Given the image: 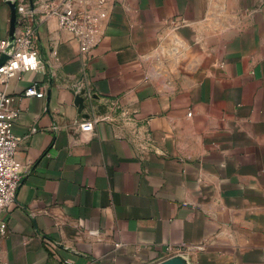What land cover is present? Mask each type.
I'll use <instances>...</instances> for the list:
<instances>
[{"label":"crops","instance_id":"crops-1","mask_svg":"<svg viewBox=\"0 0 264 264\" xmlns=\"http://www.w3.org/2000/svg\"><path fill=\"white\" fill-rule=\"evenodd\" d=\"M99 8L87 54L29 14L43 69L9 83L22 178L0 264H264V0ZM11 15L0 0L1 39ZM89 113L106 118L84 132Z\"/></svg>","mask_w":264,"mask_h":264},{"label":"built area","instance_id":"built-area-1","mask_svg":"<svg viewBox=\"0 0 264 264\" xmlns=\"http://www.w3.org/2000/svg\"><path fill=\"white\" fill-rule=\"evenodd\" d=\"M16 5V27L14 39L0 38V56L7 58L0 64V213L3 209L14 203L17 199L21 184L22 165L16 158V152L21 138L12 132L13 122L18 117V111L10 108L14 96L9 92V83L13 78H21L29 71L43 69L40 57L39 38L36 26L29 22V14L36 9L42 11L44 16L56 14L62 29L70 32L77 41L82 54L89 53L99 42L101 11L99 7L105 0H99L100 6L92 8L90 5L76 6L73 0H6ZM47 11H43V9ZM21 31V32H20ZM90 101L94 94L85 89ZM46 91L36 84L26 88L22 94L25 97H44ZM86 116L80 123L84 132L94 130L95 124L105 118ZM33 131H36L33 128ZM8 228L7 222L0 217V240ZM1 262V242H0ZM67 264H73L66 261Z\"/></svg>","mask_w":264,"mask_h":264},{"label":"water","instance_id":"water-1","mask_svg":"<svg viewBox=\"0 0 264 264\" xmlns=\"http://www.w3.org/2000/svg\"><path fill=\"white\" fill-rule=\"evenodd\" d=\"M9 5L11 6V10H12V20H11V27H10V40L12 41L14 39V33H15V27H16V5L15 3H9ZM2 60L0 61V64L7 58V55H2ZM94 99L97 98V95L93 96ZM82 100V98H81ZM93 101H90L89 104H92ZM91 113L87 114V116H90Z\"/></svg>","mask_w":264,"mask_h":264}]
</instances>
